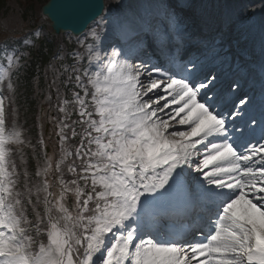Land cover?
Segmentation results:
<instances>
[{"label": "snow or ice", "instance_id": "snow-or-ice-1", "mask_svg": "<svg viewBox=\"0 0 264 264\" xmlns=\"http://www.w3.org/2000/svg\"><path fill=\"white\" fill-rule=\"evenodd\" d=\"M90 10L96 26L62 65L71 99L56 80L45 97L55 93L58 155L41 137L38 157L17 124L27 53H0V264H264V118L249 116L252 98L221 111L216 77L195 78L199 61L178 47L166 66L147 57L148 37L165 53L184 43L174 16L122 24L106 45L103 6Z\"/></svg>", "mask_w": 264, "mask_h": 264}, {"label": "water", "instance_id": "water-1", "mask_svg": "<svg viewBox=\"0 0 264 264\" xmlns=\"http://www.w3.org/2000/svg\"><path fill=\"white\" fill-rule=\"evenodd\" d=\"M50 3H56L62 5L59 9L53 8V15H58L60 23L57 24L54 16L46 10V6ZM44 6V13L51 19L52 24L56 32L61 30H71L78 33L86 24L92 20L93 6H102L101 0H50L49 3Z\"/></svg>", "mask_w": 264, "mask_h": 264}, {"label": "rangeland", "instance_id": "rangeland-1", "mask_svg": "<svg viewBox=\"0 0 264 264\" xmlns=\"http://www.w3.org/2000/svg\"><path fill=\"white\" fill-rule=\"evenodd\" d=\"M225 1H227L228 2V0H225ZM210 2H212V1H210ZM252 2H254V1H250V2H248V3H252ZM235 3V4H234ZM234 3L232 4V3H230V4H227V5H225V15H226V13H227V11H229L230 12V23H231V25H235V21H236V18L237 17H239L242 13H243V10H245L246 9V7H247V5H246V3L247 2H245V1H241L240 2V0H234ZM218 7V6H217ZM217 7H216V9H217ZM252 7L253 8H255V12H254V21H256V18H255V16H256V14H258V13H260L261 12V17L259 18V22H263L264 23V9L261 7V6H259V4H255V3H253L252 4ZM232 20V21H231ZM261 20V21H260ZM256 27V26H255ZM236 28H234L233 29V31L235 30ZM232 31V27L230 26L229 28H228V32H231ZM221 43H224L223 41L221 42ZM219 52H221V50L220 49H217L216 50V53H219ZM201 66H203V65H201ZM205 68V67H204ZM240 88V86H238V88L237 89H239ZM48 137H53V130H50L49 131V133H48V135H47ZM48 142V141H47ZM52 145H53V148H52V151H51V155H52V152H53V149L55 148V145L52 143Z\"/></svg>", "mask_w": 264, "mask_h": 264}, {"label": "trees", "instance_id": "trees-1", "mask_svg": "<svg viewBox=\"0 0 264 264\" xmlns=\"http://www.w3.org/2000/svg\"><path fill=\"white\" fill-rule=\"evenodd\" d=\"M49 53H50L49 50H46L45 48H41L38 52H35L33 55L35 57H37V56H43V55L49 54Z\"/></svg>", "mask_w": 264, "mask_h": 264}, {"label": "bare ground", "instance_id": "bare-ground-1", "mask_svg": "<svg viewBox=\"0 0 264 264\" xmlns=\"http://www.w3.org/2000/svg\"><path fill=\"white\" fill-rule=\"evenodd\" d=\"M135 4H136V3H135ZM251 42H252V41H250V39H247L245 44H247V45H249V46H252L253 43H251Z\"/></svg>", "mask_w": 264, "mask_h": 264}]
</instances>
